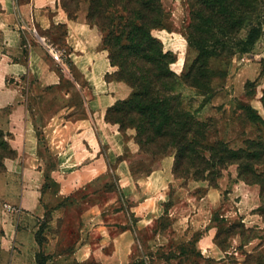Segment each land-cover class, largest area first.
Here are the masks:
<instances>
[{"label":"crops","instance_id":"crops-1","mask_svg":"<svg viewBox=\"0 0 264 264\" xmlns=\"http://www.w3.org/2000/svg\"><path fill=\"white\" fill-rule=\"evenodd\" d=\"M161 2L173 27L154 30L153 36L162 41L166 51L177 54L171 68L177 66L179 71L172 70L179 75L189 65L185 37L189 7L187 0ZM57 27L63 29L61 37ZM103 38L102 31L88 23L86 8L71 19L61 0H0V131L8 136L15 152L13 158L4 160L0 173V264H19L20 250L27 238L34 244L37 221L44 217L51 198L65 200L72 191L83 193L87 200L101 193L110 197L103 210L90 206L82 216V235L71 256L82 264L124 260L115 253L98 254L92 230H105L107 234L120 231L117 239H108L109 245H121L122 250L125 246L128 252L131 214L134 228L145 231L166 214L173 216L182 208L176 205L166 211L170 189L179 185L173 174L174 157L159 160L150 174H134L132 160L141 157L135 131L123 134L118 125L106 121L108 109L128 99L133 90L116 79L117 68L111 65ZM61 39L68 51L66 59L83 85L49 51L60 54ZM260 67L264 62L260 64L254 58L240 69L237 78L244 84ZM67 74L80 92L81 108L63 87ZM260 82L264 83V74ZM53 92L60 99L46 108L38 96ZM50 156L55 158L54 169ZM111 180L116 181L117 190H98V183L106 186ZM52 182L64 184L55 192L49 186ZM124 192L132 200L130 211L124 207ZM188 201L182 197L180 206L187 209ZM29 264H35L32 258Z\"/></svg>","mask_w":264,"mask_h":264},{"label":"rangeland","instance_id":"rangeland-1","mask_svg":"<svg viewBox=\"0 0 264 264\" xmlns=\"http://www.w3.org/2000/svg\"><path fill=\"white\" fill-rule=\"evenodd\" d=\"M256 2L252 6L253 13L247 16V26L240 38H244L252 27L258 29L259 24L263 29L264 0ZM168 26L172 29L171 19ZM57 30L58 37H61L63 29L57 27ZM61 50L63 63L83 85L81 77L66 62L68 51L62 39ZM233 52L236 53L233 56L211 59L207 78L198 84L200 89L186 86L179 80L175 92L181 91L185 109L194 118L209 126L205 142L207 146L219 142L221 150L227 148L236 152L249 151V146L252 145L259 150L260 145L264 143V83L260 82L264 67H260L251 75L254 78L244 84L237 75L240 69L246 64L250 65L254 58L260 64L261 61L264 62V32L250 53ZM196 56V51H188V68ZM172 69L179 71L177 66ZM212 78L213 88L210 86ZM63 79V87L73 94V103L81 108L80 92L70 80V75L63 76ZM56 94H39L38 97L41 104H46V108H52L55 101L60 99ZM256 106L259 109H256ZM205 155L210 157L208 152ZM147 161V157H140L132 160V165L135 168L147 167ZM49 163L53 169L56 168L54 157H49ZM157 164L158 162L154 167ZM254 172L260 179L252 177L254 182L249 183L240 177L237 164L226 165L224 168L216 167L209 177L212 183L179 179L178 187L170 189L171 201L166 206L167 212L173 206L182 207L177 212L174 211L173 216L168 213L157 221L153 228L139 231L134 228L135 218L131 214L128 252L125 246L122 250L121 245H109L108 239H117L120 231L110 230L107 234L105 230H92V240L97 244L98 254L115 253L120 258L124 257V260L91 264H264V165L255 166ZM206 176L208 177V174ZM62 184L64 183L52 182L49 186L56 192ZM103 187L117 190V183L111 180L106 186L105 183L97 184L98 190ZM68 194L71 195L65 200L51 198L44 217L37 221L34 244L27 238L25 246L20 250L19 264H29L31 258L35 264H82L71 258L82 235V216L85 210L91 209L90 206H98L103 210L110 197L101 193L87 200L83 193L74 194L72 191ZM122 194L125 199L124 207L130 211V195L127 192ZM182 197L191 201L187 202V209L184 205L180 206ZM100 221L102 223L103 220Z\"/></svg>","mask_w":264,"mask_h":264},{"label":"trees","instance_id":"trees-1","mask_svg":"<svg viewBox=\"0 0 264 264\" xmlns=\"http://www.w3.org/2000/svg\"><path fill=\"white\" fill-rule=\"evenodd\" d=\"M256 3V0H187L190 21L185 37L189 49L196 51L197 56L178 75L171 68L177 56L166 51L162 41L153 36L154 30L170 29L169 13L161 0H61L71 19L86 7L88 23L104 34L103 46L111 65L117 68L116 79L133 90L128 99L108 109L106 121L118 125L123 134L135 131V141L141 157L148 158V166L131 165L134 174H150L156 162L173 156L176 179L212 183L209 177L216 167L232 164L238 165L245 182H254L252 177L260 179L254 169L264 165V143L259 150L252 145L249 151L240 152L221 150L219 142L207 146L209 126L194 118L185 109L181 94L175 92L179 80L186 86L199 88L198 84L207 78L212 58L233 56L236 54L233 51L250 53L263 33L260 24L258 29L252 27L244 38L239 36ZM66 62L70 65L69 60ZM207 152L210 157H206ZM14 156L8 136L0 131V173L4 160Z\"/></svg>","mask_w":264,"mask_h":264},{"label":"built area","instance_id":"built-area-1","mask_svg":"<svg viewBox=\"0 0 264 264\" xmlns=\"http://www.w3.org/2000/svg\"><path fill=\"white\" fill-rule=\"evenodd\" d=\"M49 51H50V53L52 54L53 58L56 61H58V62H61L62 61L61 60V56H60V54L58 52H55L52 49H50ZM6 207L8 208V210L13 211V209L11 207H8V206H6Z\"/></svg>","mask_w":264,"mask_h":264}]
</instances>
